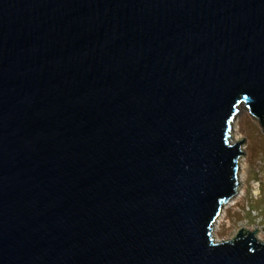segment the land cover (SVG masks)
<instances>
[{
  "label": "water",
  "instance_id": "water-1",
  "mask_svg": "<svg viewBox=\"0 0 264 264\" xmlns=\"http://www.w3.org/2000/svg\"><path fill=\"white\" fill-rule=\"evenodd\" d=\"M264 132V0H0V264H264L214 236Z\"/></svg>",
  "mask_w": 264,
  "mask_h": 264
},
{
  "label": "rangeland",
  "instance_id": "rangeland-1",
  "mask_svg": "<svg viewBox=\"0 0 264 264\" xmlns=\"http://www.w3.org/2000/svg\"><path fill=\"white\" fill-rule=\"evenodd\" d=\"M234 122V128L237 123L242 138L246 137L247 141L244 146L247 156L240 165L241 182L244 181L240 189L244 193L233 205L223 206L225 218L214 227V236L219 240L229 239L241 227L253 225L260 229L264 241V132L244 106H240Z\"/></svg>",
  "mask_w": 264,
  "mask_h": 264
},
{
  "label": "bare ground",
  "instance_id": "bare-ground-1",
  "mask_svg": "<svg viewBox=\"0 0 264 264\" xmlns=\"http://www.w3.org/2000/svg\"><path fill=\"white\" fill-rule=\"evenodd\" d=\"M235 132L239 135V136H241V134H240V131H239V125L236 123L235 124ZM242 137V136H241ZM240 180H242L241 178H240ZM243 191H241V189L239 190V192H238V194L234 197L235 198V200H231L229 203H227V205L228 206H231V205H233L234 203H236V201L238 200V199H240V198H242V196H243ZM227 206V207H228ZM225 218V214H224V210H222V213H221V215L218 217V219H217V221H216V223H215V228H217L220 224H221V222L223 221V219ZM216 233V232H215ZM258 238L259 239H261L260 238V236H258Z\"/></svg>",
  "mask_w": 264,
  "mask_h": 264
}]
</instances>
